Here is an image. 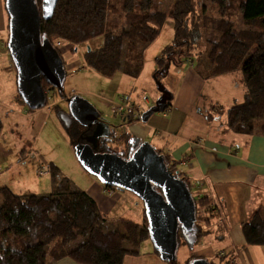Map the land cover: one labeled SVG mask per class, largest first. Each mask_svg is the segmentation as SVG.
Here are the masks:
<instances>
[{
  "label": "trees",
  "instance_id": "trees-1",
  "mask_svg": "<svg viewBox=\"0 0 264 264\" xmlns=\"http://www.w3.org/2000/svg\"><path fill=\"white\" fill-rule=\"evenodd\" d=\"M41 1L35 0L40 14L41 39L59 52L58 43L76 47L101 38L102 43L97 48L85 52L84 62L103 77H112L117 72L131 74L126 70L127 55L153 43L166 19H170L173 39L156 61L155 81L170 80L176 85L177 79L169 72L170 67L194 65L200 45L207 43L210 69L207 74H201L195 66L204 80L241 72L238 82L244 89V99L226 110V127L237 136H264V123L256 126L258 120L264 119V0H209L206 6L195 0H173L167 13L160 10L161 0H57L47 21L41 18ZM7 42L8 36L5 46ZM139 68L131 77H136ZM41 87L46 98L48 92H57L43 78ZM57 94L61 100L72 98L65 96L63 91ZM17 100L24 105L19 96ZM212 109H217L219 114L223 112L220 107ZM27 112L33 111L27 108ZM66 116L69 127L65 126V131L74 151L76 145L88 144L93 149L97 146L104 149L99 153L116 154L128 160L137 149L130 148L133 139L127 134L97 143L90 130L80 126L69 111ZM113 141L123 146L126 157L119 154V147L111 146ZM157 154L163 157L169 172H176L166 154ZM21 155H25L24 149ZM47 173L52 185L48 195L17 194L7 187L0 188L3 200L0 205V264H56L63 259L75 264H123L126 256L141 255V245L150 242L144 207L142 223L119 219L114 224L99 211L94 200L63 176L57 167L50 164ZM176 177L181 178L190 191L196 217L190 231L178 226L177 247L192 249L202 236L210 234L197 224L202 221L197 219V205L204 206L210 213L204 220L208 225L218 214L205 193L194 192L189 180ZM101 186L109 192L120 191ZM157 191L162 193L161 189ZM223 230L213 231L217 243L225 240L226 231ZM241 230L246 245L264 247V219L258 213L244 222ZM79 240H82L79 245L71 247ZM151 253L159 257L154 249ZM229 256L230 253L217 254L209 261L193 255L187 264L197 259L209 264H232Z\"/></svg>",
  "mask_w": 264,
  "mask_h": 264
},
{
  "label": "crops",
  "instance_id": "crops-1",
  "mask_svg": "<svg viewBox=\"0 0 264 264\" xmlns=\"http://www.w3.org/2000/svg\"><path fill=\"white\" fill-rule=\"evenodd\" d=\"M7 23L4 0H0V50L5 49ZM77 47L63 43L59 48L60 55L75 53ZM79 65V61H73L65 69L73 70ZM172 67L169 72L176 77V85L162 79L163 88L172 95V99L165 103L166 110L151 114L145 123L120 118L126 126L125 134L136 139L138 145L147 142L155 151L166 154L178 175L192 184L194 192L201 191L211 198L213 211L218 217L208 225L211 227L206 231L210 234H206L195 247V257L213 259L217 254L230 253L228 259L232 264H264V247L246 245L241 230V225L256 213L264 219V136L234 135L226 127V120H216L219 112L212 110L213 104L220 106V110L223 107L228 110L243 102L244 89L238 82L240 76L226 74L204 80L192 63ZM131 87V94L126 93L125 97L119 98L140 108L142 114L156 106L164 95L159 93V98L154 100L157 96L147 95L144 86L139 87L138 82L133 81ZM141 96L144 99H140ZM17 103L20 104L18 100ZM44 111H49V108L46 106L34 111L29 117ZM1 154L7 155L5 152ZM85 192L105 215L123 203L133 206L143 217L137 200L128 197L125 191H106L93 179L89 180ZM123 213L121 211L118 216H123ZM216 228L226 231L225 240L221 243L214 241ZM56 264L75 263L63 259ZM123 264L165 263L158 256L146 253L126 256Z\"/></svg>",
  "mask_w": 264,
  "mask_h": 264
},
{
  "label": "rangeland",
  "instance_id": "rangeland-1",
  "mask_svg": "<svg viewBox=\"0 0 264 264\" xmlns=\"http://www.w3.org/2000/svg\"><path fill=\"white\" fill-rule=\"evenodd\" d=\"M195 1L205 6L209 2V0ZM172 4L173 0H161L160 10L167 13ZM173 34L172 22L170 19H166L158 38L153 43L145 47H138L127 55L129 60L127 61L126 70L131 73L128 75L117 72L112 77H103L86 66L82 60L84 53L97 48L102 43L101 38L93 39L86 45H79L75 53L61 54L65 66H69L73 61L80 62V65L73 70L67 69L66 71L65 69L66 76L62 85L63 94L67 97H81L101 114L102 118L89 129L95 142L99 143L104 139L118 138L125 134L124 129L126 126H123L120 117L114 114L113 106L120 102L119 97H125L126 93L127 95L132 93L133 88L131 85L133 81L138 82L139 87L144 86L147 95L157 96L154 100L159 98L160 91L157 88L153 74L157 69L156 61L161 57L163 48L170 44ZM7 36L9 34L6 35L4 40H7ZM209 50V45L202 43L198 51L199 55L193 61L201 74H207L206 72L210 69L207 57ZM69 57H72V59L69 60ZM138 68L139 71L136 77H131ZM170 69L173 70V67L171 66ZM233 74L241 76V72ZM160 83L164 87L163 81H160ZM57 92H48L47 94L49 111L36 113L33 117H29L32 112L28 113L23 104L17 103L16 69L10 59L7 46L4 50H0V146L2 149L0 150V188L7 187L17 194L48 195L52 191L51 176L48 173L40 176L39 171L41 168L48 171L50 164L57 167L63 176L83 191H86L89 180L95 179L98 181L81 166L70 144L65 131L66 124H69L68 116H66V112L69 111L68 103L66 100L59 99ZM140 99H144L143 96ZM213 107L220 106L213 104ZM40 110H35V112ZM223 110L225 111L215 117L216 120L222 122L226 120L227 109L223 107ZM140 112L143 113L142 110ZM262 123H264V119L258 120L256 126L258 127ZM110 134H112L111 137ZM26 143L31 145L25 147ZM137 145L138 141L136 139L131 140L130 148H138ZM111 146L119 147V154L126 157L123 146L119 145L118 142L113 141ZM24 148L26 157L23 158L20 152ZM94 149L97 153L104 150L99 146ZM4 152L7 155L2 156L1 153ZM2 161L4 162L1 163ZM126 195L137 200L143 213V204L139 198L129 192ZM2 201L0 195V205ZM122 202L126 203L125 200H122ZM119 204L114 212L105 216L110 222L116 224L119 219L135 223L143 222V214V217L139 216L133 206ZM121 211L124 213L123 216L119 217ZM209 215L210 213L206 212L204 206L197 205V219L202 220L198 221L197 224L202 225L205 230L211 227L204 221ZM204 237L202 236V238ZM81 242L82 240H79L71 247H76ZM152 250L151 242H146L141 245L140 254L151 253ZM194 251L195 248L178 247L175 253V264H187L193 257ZM207 260L211 261L212 259Z\"/></svg>",
  "mask_w": 264,
  "mask_h": 264
},
{
  "label": "water",
  "instance_id": "water-1",
  "mask_svg": "<svg viewBox=\"0 0 264 264\" xmlns=\"http://www.w3.org/2000/svg\"><path fill=\"white\" fill-rule=\"evenodd\" d=\"M56 2L41 1L44 21L51 18ZM4 9L8 17L7 50L16 69L18 96L29 110L42 109L47 98L41 79L58 92L62 91L66 76L64 62L58 50L41 39L40 14L35 0H4ZM156 84L164 95L156 106L142 114V123L147 122L151 114L166 110V101L172 99L160 82ZM67 103L70 115L80 126L92 127L100 120L95 107L81 97L68 98ZM75 153L81 166L102 185L139 198L145 209L153 249L163 262L174 263L178 226L190 231L196 222L194 201L185 182L176 177L178 173L169 172L163 157L147 142L142 143L128 160L116 154L96 153L88 144L76 145ZM190 264L209 263L197 259Z\"/></svg>",
  "mask_w": 264,
  "mask_h": 264
},
{
  "label": "built area",
  "instance_id": "built-area-1",
  "mask_svg": "<svg viewBox=\"0 0 264 264\" xmlns=\"http://www.w3.org/2000/svg\"><path fill=\"white\" fill-rule=\"evenodd\" d=\"M63 43H58V49L62 46ZM114 114L120 117L123 120H129L130 122H141L142 113L140 109L132 104L126 102V100H121L119 103L114 104ZM47 171L42 169L39 171V175H46ZM211 200V198L208 196Z\"/></svg>",
  "mask_w": 264,
  "mask_h": 264
},
{
  "label": "flooded vegetation",
  "instance_id": "flooded-vegetation-1",
  "mask_svg": "<svg viewBox=\"0 0 264 264\" xmlns=\"http://www.w3.org/2000/svg\"><path fill=\"white\" fill-rule=\"evenodd\" d=\"M86 129L88 128V129H90L91 127H85Z\"/></svg>",
  "mask_w": 264,
  "mask_h": 264
}]
</instances>
